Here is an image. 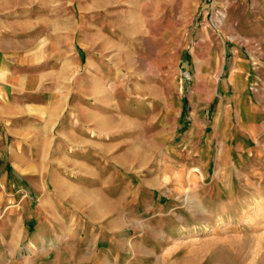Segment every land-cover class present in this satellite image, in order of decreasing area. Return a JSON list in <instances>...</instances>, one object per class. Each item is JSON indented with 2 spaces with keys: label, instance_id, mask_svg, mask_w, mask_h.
Segmentation results:
<instances>
[{
  "label": "rangeland",
  "instance_id": "obj_1",
  "mask_svg": "<svg viewBox=\"0 0 264 264\" xmlns=\"http://www.w3.org/2000/svg\"><path fill=\"white\" fill-rule=\"evenodd\" d=\"M254 27L264 0H0V39L38 74L5 88L0 264L75 261L86 245L89 264L113 246L131 264H264V115L245 119L243 150L228 131L231 51ZM166 98L171 127L149 128Z\"/></svg>",
  "mask_w": 264,
  "mask_h": 264
},
{
  "label": "crops",
  "instance_id": "obj_2",
  "mask_svg": "<svg viewBox=\"0 0 264 264\" xmlns=\"http://www.w3.org/2000/svg\"><path fill=\"white\" fill-rule=\"evenodd\" d=\"M258 28L260 29L261 27ZM258 28L254 27V29H252V32L240 35V38L244 40V45L241 43L240 48L236 46L233 51H231L233 54L231 77L234 88L237 89L235 110L236 114L240 115V121L237 122V125L230 127V129L228 130L230 132V145L231 148H233L235 151L243 150V146L248 145L251 141V137L245 127V119L248 116H252L254 114L264 115V102H261L259 100L261 96H264V92H262V90L264 89V83L258 77V74L261 71L260 68L264 67V29L259 32L260 30ZM3 38L4 37H2V40L0 39V154H2L1 151L4 148L7 137L5 136V131L7 130L5 88L8 92H11V94L16 92L18 93V87L23 88L24 90H32L36 87L35 80L38 78V74L35 69H33L32 71L29 70L30 68L28 67H33V63H30L25 57L23 51H20L21 47L17 44L15 37L10 36L9 38ZM210 49L211 47H209L208 44L203 52L205 54L206 52L209 53ZM223 52L224 54L222 57L223 62H225L226 50H223ZM10 58H13V62L7 63L8 59ZM215 66L216 64L213 63V61L211 63V61L209 60L207 64H202L200 68L204 67L206 68V70L207 68L211 70L215 68ZM5 73L6 75H4ZM249 85L251 87H254V90L251 92V94L248 93ZM226 88L228 89L227 84L223 86V90ZM210 89L214 92L211 96V99L209 100L212 102L218 98L216 96L217 89L215 88V85H213V87ZM203 100L204 98H202V101ZM229 101V97H227L226 95L223 96L219 104V110H224ZM17 103L20 102L17 101ZM154 103L152 102L150 104L152 109L146 108L147 116L152 117V120L148 122V127L153 129V127L163 125L169 126L170 128L172 118L168 114V105H170L169 100L162 99L161 101H159L158 104H162L163 106L161 105L160 110L156 112L152 107ZM210 105L211 103L206 104L205 106L203 104V110L210 107ZM218 114H221V112ZM262 129L264 130V126L262 127ZM88 246L86 245L83 247V249L85 250L82 251L83 259L80 258L74 261L71 259V257L73 256H67L66 258L60 259L54 264H62L68 262V260L78 262L77 264H89L92 258L90 260L88 258L91 255L90 249L88 248L87 250ZM113 247L114 249L109 247L105 250H102L101 253L98 254L97 259L93 261V264H131L129 261L125 260L126 255L123 249L122 251H120V249H117L116 246ZM54 254L51 255L53 256ZM84 258L88 259L84 260ZM72 261L69 262L72 263Z\"/></svg>",
  "mask_w": 264,
  "mask_h": 264
},
{
  "label": "bare ground",
  "instance_id": "obj_3",
  "mask_svg": "<svg viewBox=\"0 0 264 264\" xmlns=\"http://www.w3.org/2000/svg\"><path fill=\"white\" fill-rule=\"evenodd\" d=\"M236 74V73H235ZM112 84V83H111ZM109 88V87H108ZM110 88H111V86H110ZM106 89H107V87H106ZM220 116H221V114H219L217 117H216V119H215V122L216 121H218L219 119H220ZM198 122V121H197ZM102 125H103V123L101 124H99V126H101L102 127ZM23 161V160H22ZM19 165V164H18ZM202 171L200 170V168H198V167H193L192 169H191V175H195V176H197L196 175V173H201ZM201 175H203V173H201ZM153 211V210H152ZM177 214V213H176ZM155 217V216H154ZM153 217V218H154ZM174 229V228H173ZM172 229V230H173ZM198 236H195L194 238H192L193 239V241H198L200 238H197ZM35 243L32 241V242H30V244H29V248L30 249H33V248H35L36 246L34 245ZM53 246V245H52Z\"/></svg>",
  "mask_w": 264,
  "mask_h": 264
}]
</instances>
